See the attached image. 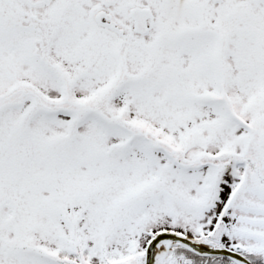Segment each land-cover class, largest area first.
<instances>
[{
  "label": "snow or ice",
  "instance_id": "6c2138e0",
  "mask_svg": "<svg viewBox=\"0 0 264 264\" xmlns=\"http://www.w3.org/2000/svg\"><path fill=\"white\" fill-rule=\"evenodd\" d=\"M0 264H264V0H0Z\"/></svg>",
  "mask_w": 264,
  "mask_h": 264
}]
</instances>
